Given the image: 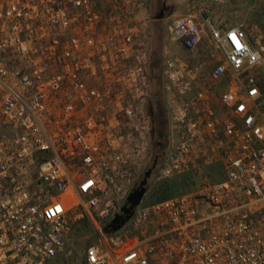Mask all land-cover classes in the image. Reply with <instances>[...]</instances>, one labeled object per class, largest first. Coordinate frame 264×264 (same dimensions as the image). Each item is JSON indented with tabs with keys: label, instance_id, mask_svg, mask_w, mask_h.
<instances>
[{
	"label": "built area",
	"instance_id": "built-area-1",
	"mask_svg": "<svg viewBox=\"0 0 264 264\" xmlns=\"http://www.w3.org/2000/svg\"><path fill=\"white\" fill-rule=\"evenodd\" d=\"M227 1L183 0L166 27L188 51L206 28L219 55L195 73L162 55L170 149L155 176L193 174L194 189L107 233L132 141L152 130L150 0H0V264L72 255L82 220L96 236L83 264H264V36L212 23Z\"/></svg>",
	"mask_w": 264,
	"mask_h": 264
},
{
	"label": "rangeland",
	"instance_id": "rangeland-1",
	"mask_svg": "<svg viewBox=\"0 0 264 264\" xmlns=\"http://www.w3.org/2000/svg\"><path fill=\"white\" fill-rule=\"evenodd\" d=\"M151 2V0H150ZM166 5L175 8L172 15L164 19L165 27L177 19L180 15L186 13L183 0H166ZM178 7V8H177ZM211 22L217 26H241L247 31H258L264 36V7L254 0H228L225 8L221 11L211 12ZM199 22L200 18L196 15ZM206 24H204V27ZM205 29V36L202 37L200 43L194 51L180 48V51H174L171 43H179L178 41H168V34L166 31V39L162 48V55L165 53L168 56L175 57L181 64L187 66L191 73L208 71L216 62L217 52L213 51L207 43V32ZM149 34V28H148ZM150 48V45H148ZM165 47V50H164ZM214 57H213V56ZM219 57V56H218ZM165 77L163 75V84ZM222 91V87H214L209 91V95L217 102L218 96ZM194 96V91H191L184 99L190 100ZM148 110V107H147ZM217 113L222 114L219 104L216 103ZM149 112V111H148ZM152 131V130H151ZM151 131L146 137L140 140H133L132 143L138 145V152L136 155L130 156V160L135 166V180L134 182L125 185L117 195L111 197L114 203V211L119 212V209L125 202L127 194L134 188L135 182L144 171L150 167V149H151ZM129 148V147H128ZM170 149V141L168 139L167 150ZM166 155V154H165ZM160 167V166H159ZM158 167V168H159ZM210 180L219 181L222 178L219 168H213L206 171ZM156 175V174H155ZM142 179V178H141ZM196 178L193 174H186L182 176H175L165 180H156V176L152 182L151 187L146 188L145 195L140 205H148L158 201L167 199L185 192L192 191L195 187ZM124 193L126 195L124 196ZM139 205V206H140ZM110 218H106L101 224L107 225ZM128 225V222L126 223ZM70 244H72L73 253L69 256H57L48 264H83V250L86 245L93 243L96 240L94 230L88 222L82 220L81 223L74 226L72 233L69 235Z\"/></svg>",
	"mask_w": 264,
	"mask_h": 264
},
{
	"label": "trees",
	"instance_id": "trees-1",
	"mask_svg": "<svg viewBox=\"0 0 264 264\" xmlns=\"http://www.w3.org/2000/svg\"><path fill=\"white\" fill-rule=\"evenodd\" d=\"M254 1L264 7V0ZM175 8L173 9V7L167 6L166 0H151L149 5V11L151 15V22L148 27L150 45L149 73L151 90L147 107L152 123L149 164H152L154 158H157V163L155 169L153 170L150 178L147 181V189L151 187L156 171L164 159L169 139L168 117L163 93L162 48L166 39V27L164 24V19L172 15ZM212 169L213 168H209V170ZM142 176L143 174L139 176L138 180L134 184V187L141 180ZM164 199L165 198H163V200Z\"/></svg>",
	"mask_w": 264,
	"mask_h": 264
},
{
	"label": "water",
	"instance_id": "water-1",
	"mask_svg": "<svg viewBox=\"0 0 264 264\" xmlns=\"http://www.w3.org/2000/svg\"><path fill=\"white\" fill-rule=\"evenodd\" d=\"M157 158H154L151 166L147 168L142 176V179L137 185L127 194L124 204L119 209L109 223L104 227L107 233H115L119 231L124 224L131 218L135 208L141 203L146 192L147 181L150 178L153 170L156 167Z\"/></svg>",
	"mask_w": 264,
	"mask_h": 264
},
{
	"label": "crops",
	"instance_id": "crops-1",
	"mask_svg": "<svg viewBox=\"0 0 264 264\" xmlns=\"http://www.w3.org/2000/svg\"><path fill=\"white\" fill-rule=\"evenodd\" d=\"M171 46L173 45V50L174 51H180V48H182L183 46L180 44V43H171L170 44ZM182 46V47H181ZM184 48V47H183ZM217 56H219L218 55V53H217ZM215 62H217V59H215Z\"/></svg>",
	"mask_w": 264,
	"mask_h": 264
}]
</instances>
